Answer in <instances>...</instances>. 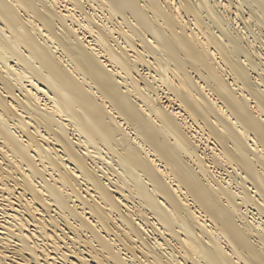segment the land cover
<instances>
[{"label": "bare ground", "instance_id": "1", "mask_svg": "<svg viewBox=\"0 0 264 264\" xmlns=\"http://www.w3.org/2000/svg\"><path fill=\"white\" fill-rule=\"evenodd\" d=\"M0 264H264V0H0Z\"/></svg>", "mask_w": 264, "mask_h": 264}]
</instances>
